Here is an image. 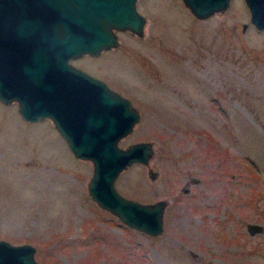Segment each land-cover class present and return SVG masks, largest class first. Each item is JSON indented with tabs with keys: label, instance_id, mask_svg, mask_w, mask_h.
Wrapping results in <instances>:
<instances>
[{
	"label": "rangeland",
	"instance_id": "1",
	"mask_svg": "<svg viewBox=\"0 0 264 264\" xmlns=\"http://www.w3.org/2000/svg\"><path fill=\"white\" fill-rule=\"evenodd\" d=\"M246 3L200 18L184 0H138L139 35L121 28L116 46L69 58L140 112L118 143L149 140L153 154L114 183L167 201L159 234L93 200L92 161L50 117L0 101V239L32 243L45 264H264V28Z\"/></svg>",
	"mask_w": 264,
	"mask_h": 264
},
{
	"label": "water",
	"instance_id": "2",
	"mask_svg": "<svg viewBox=\"0 0 264 264\" xmlns=\"http://www.w3.org/2000/svg\"><path fill=\"white\" fill-rule=\"evenodd\" d=\"M229 0H184L198 17L222 9ZM250 21L264 28V0H245ZM136 0H0V99L18 102L25 120L51 118L78 158L92 161L90 196L125 225L159 234L167 201L141 202L120 193L118 172L135 161L146 164L152 142L118 140L131 131L140 112L102 78L72 65L69 58L97 55L116 46V30L140 34L145 18ZM186 191V189H185ZM252 232L261 226L249 223ZM32 243L0 239V264L39 262Z\"/></svg>",
	"mask_w": 264,
	"mask_h": 264
},
{
	"label": "flooded vegetation",
	"instance_id": "3",
	"mask_svg": "<svg viewBox=\"0 0 264 264\" xmlns=\"http://www.w3.org/2000/svg\"><path fill=\"white\" fill-rule=\"evenodd\" d=\"M137 1H138V0H136V7H137ZM228 2H229V4H230V0H229ZM137 8H139V6H138ZM137 10H138L139 12H141L139 9H137ZM0 101H1V99H0ZM1 103H4V102L1 101Z\"/></svg>",
	"mask_w": 264,
	"mask_h": 264
}]
</instances>
